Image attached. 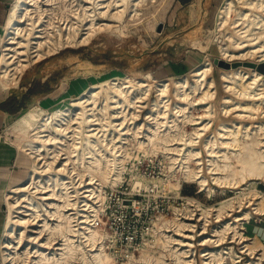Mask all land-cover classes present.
Segmentation results:
<instances>
[{"label": "bare ground", "instance_id": "6f19581e", "mask_svg": "<svg viewBox=\"0 0 264 264\" xmlns=\"http://www.w3.org/2000/svg\"><path fill=\"white\" fill-rule=\"evenodd\" d=\"M53 1H11L5 23L0 26V88L3 89L4 95L9 87L17 85L19 75L33 61L41 60L45 54L55 53L67 45L88 42L97 30L120 25L122 28L132 24L139 25L143 21L142 17L150 15L161 0H84L78 7H74L72 12L69 11L70 15L61 16L54 15V6L48 8ZM237 1L241 9L235 6L233 0H225L217 12L219 25H227L230 29L226 37L229 44L219 46L222 57L230 60L256 55L262 60L264 0ZM86 2L94 5L87 7L84 4ZM233 11H237L238 18L230 23ZM235 49L247 51L236 54ZM211 70L212 65L208 58H205L193 67L189 74L172 82V97L181 101L182 105H188L195 100L189 95L187 87L189 86L192 92H198L199 86H207L197 99H211L215 92L214 79L209 76ZM188 75L192 76V82H189ZM150 77L157 91L156 96L161 99L167 97L172 89L169 77L162 80H157L151 75ZM132 81L133 79L126 75L100 78L86 88H78V95L69 105L45 112L42 104H35L17 119L16 135L21 141L19 147L26 154L30 173L26 182L12 187L5 194L7 214L0 239L3 264H72L74 257L80 258V263L84 264L113 262V254L102 251V245L97 243L102 236L94 228L86 226L88 220L80 205L88 201L86 191L102 198L100 185L106 182L113 184L119 179L118 163L114 156L99 148L101 142L97 131L116 128L113 119L126 118L129 112L131 118L136 117L135 110L130 111L129 107L135 108L136 102L142 101L140 98L142 99L150 88L146 79L141 78L136 88L133 87ZM220 81L225 91H229L236 98L223 96L221 108L225 113L236 112V116L249 119L264 116L262 72L256 68L250 72L241 69L222 70ZM105 84L107 87H104ZM98 87L99 90L96 89ZM135 90L137 91L133 95ZM142 90L143 92H139ZM101 99L104 101L103 105L100 104ZM155 103L157 105V99ZM209 107L211 105L207 106V110ZM179 108L184 110L187 106ZM150 112H153L152 109ZM212 112L211 107L206 115L209 116ZM167 122L168 120H155L157 128L153 130L165 126ZM209 123L210 120L205 123L203 121L195 130L196 134L201 135L203 130H207ZM68 136H72L73 141L66 146L63 142ZM204 146L209 151L208 157H211L207 160L215 182L237 187L247 179H250L249 183H256L255 179H264V120L252 122V125L247 126L238 122L228 124L220 121ZM62 153L66 155L64 158ZM220 156L224 162L221 167L217 161ZM232 157L237 162L234 170ZM211 165L219 167L222 170L219 171L221 175H217L218 172L213 171L217 168H211ZM67 181L73 187L71 191ZM206 182L204 176L200 185L206 186ZM238 197L237 195L235 198L223 200L217 207H208L206 213L215 212L220 215L224 211L232 210L240 204L241 198ZM252 200V208L261 211L264 207V196L258 198L256 195ZM244 213L245 217H248L251 211ZM79 219L82 226L75 225L74 221ZM223 230L224 228L217 232L221 233ZM182 245L189 243L184 242ZM162 249L158 251V256L154 255L156 252L148 249L152 255L141 253L139 259L124 260L128 261V264H169L165 260V250L168 252L170 248L164 246ZM233 255L231 252L230 263L226 264H238L234 262ZM124 260L122 264H126ZM259 260L260 258L249 261L252 264H263Z\"/></svg>", "mask_w": 264, "mask_h": 264}, {"label": "built area", "instance_id": "2783aa9c", "mask_svg": "<svg viewBox=\"0 0 264 264\" xmlns=\"http://www.w3.org/2000/svg\"><path fill=\"white\" fill-rule=\"evenodd\" d=\"M177 108L175 105V112ZM170 110L161 104L154 112L149 109L141 117V109L135 118L128 114L126 118L113 119L116 128L97 131L101 142L99 148L114 156L120 175L113 184L100 185L102 198L86 191L88 201L80 205L88 220L86 226L102 236L97 243L111 250L120 264L124 259L138 257L143 249L158 252L164 246L170 248L168 252L165 250V260L170 264H226L230 263L231 252L235 263L252 264L249 260L260 258L264 264L261 249L251 250V238L246 233V223L264 211L252 208L253 196L246 195L244 187L242 197H238L240 204L235 208L220 215L206 213L208 204L202 197L208 187L200 185L204 176L201 174V151L197 147L203 132L192 137L183 127V135L178 125L180 119L170 117ZM155 120H168V125L154 131L153 128H157ZM71 141L73 137L68 136L63 143L67 146ZM61 155L66 156L65 153ZM212 167L217 168L216 165ZM218 170L219 167L213 171L221 175ZM206 173L212 179L211 172ZM188 177L195 181H188ZM206 181L216 190L212 197L207 196L212 204L216 195L224 196L221 200L232 197L227 196L232 193L231 186L218 185L214 179L211 183ZM67 182L71 191L73 187ZM194 182V186L199 187L187 193V187H193ZM256 190L259 192L258 187ZM245 211H251V214L245 217ZM74 222L76 226H82L80 219ZM223 228L221 233L217 232ZM184 242L189 245H182Z\"/></svg>", "mask_w": 264, "mask_h": 264}, {"label": "rangeland", "instance_id": "374dc122", "mask_svg": "<svg viewBox=\"0 0 264 264\" xmlns=\"http://www.w3.org/2000/svg\"><path fill=\"white\" fill-rule=\"evenodd\" d=\"M75 1L76 0H65V1L54 0L53 1L54 3L48 6V8H52L54 6L53 12L54 15L57 16H61L64 14L70 15V12H72L71 10L74 9V7H78L80 5L79 4L80 2L81 3L84 2V0L83 1L77 0L76 2ZM161 1H159L156 4L154 10H152V13L150 15L146 16L145 18L142 17L143 21L139 25H135V24L127 25L128 28L126 26H123L124 28H122V26L120 25L113 28H105V29L97 30V32H95L92 35V37L89 39L88 42L80 43L76 45H67L59 49L55 53L45 54L44 58H42L41 60L33 61L28 66L29 68L26 67L25 70H23V75L21 76V82L26 77L33 74H37L40 76L46 73H50L47 80L44 83L46 84L45 87L48 88L49 85H52L51 90L48 93H43L42 95L31 101L32 103L35 102L36 104H42L45 112L46 111L48 112L63 107L64 105H69L70 101L72 102V99L78 95L76 91L77 88H81L82 86H85L86 88L94 84V81L95 80L98 81V79L100 78L102 79L106 77L110 78L112 76L126 75L133 79L132 83L134 84L133 87L135 88L138 86L139 84L138 81L141 78L146 79L149 83L148 86L150 90L148 92L149 94L147 93L145 96H147L149 99L145 98L144 96L142 99L140 98V100L142 101L136 102L135 108L129 107L130 111H132L133 109L135 110L136 116L138 115L141 109L142 111L140 116L143 117L144 114L149 109L150 110L152 109V111L154 112V110L158 106H160V104H162L167 108V110L171 109L169 112L170 117H174L177 120L180 119L178 125L180 130L182 128V134L184 135L183 127H185L187 131L186 133H188L192 137L198 135L194 133L197 126L201 125L203 121L205 123L206 121L210 120L209 123L210 127L207 130L202 131L204 133L201 136L200 144L197 147H199L201 151V161H202L201 174L207 177L209 183H211L212 179H210L209 174L206 173L210 170L209 169L210 166L208 165L209 161L207 159L211 157H208L209 151H207L204 144L206 140L211 135H213L218 123L220 121H225L228 124L232 122H238L242 125L247 126V124L252 125V122L254 123L255 121L264 120V116H259L258 118L255 119H249L247 117L236 116V112H231L228 114L222 110L221 102L224 95H229L234 99L236 98L233 96V94H231L229 91L228 92L225 91L224 87H222L223 84L220 81V73L222 70L232 71L234 69H241L243 71L250 72L254 67L251 68L250 66L243 65L242 62L252 61L255 63H259L262 60H259L256 55H252V56L246 55V57L243 58L235 57L234 59H230V60H227L222 57V53L220 51L219 46L229 44V40H227L226 37L230 29L228 28L227 25L223 27L219 25L217 12L221 7V5H223L225 0H218V2H216L215 4L213 3V6L210 7L209 10L206 12L204 11L199 12L198 7L196 6H195L196 10H192L191 9L192 5L189 7H180L177 0H161ZM233 1L236 7L240 9L242 8L237 0H233ZM88 3L87 2L84 3L85 6L87 7L90 6L91 8V6L94 5L91 2ZM236 18H238L237 11H233L231 13L229 22L231 23ZM158 26H160L159 29H157ZM201 51H203V53L205 54V58H208V60L212 65V70L209 76H212L214 79L215 92L211 97V99L204 100L207 101V103H203L204 102L203 100L200 101L197 98H199L200 94L202 93V90L204 91L205 89H207V86H199L198 92L190 91V88L188 86L187 91H189V95L192 96L195 102L192 101V103H188V105H186V103H183L184 105L183 106L181 101L175 100L174 96L172 97V95L174 94L172 82L189 74L190 70L193 67L197 66V64L194 65L193 67H188L187 65H184V59L186 55L189 53L194 57L195 55L203 54ZM246 51L247 49L234 50L236 54L245 53ZM195 57H199V56H195ZM201 57H200L201 59L200 63L205 60V58L202 59ZM214 58L224 60L230 64L239 61L240 64L237 65L236 67H231V66L224 67L215 64L213 62ZM180 66L182 67V69ZM163 67H173V69L175 67L174 69L176 70L175 74L174 75H172V73L165 74V72H163V70L160 69ZM150 75L156 78L157 80H162L169 77V80H171L170 89L172 88L171 89L172 91L169 90V93L171 94L172 92V94L171 95L168 94L167 97H164L162 99L161 97L156 96L157 91L154 89L155 88L154 83ZM192 79H193L192 76L188 75L189 82H192ZM19 82H20V78H19ZM104 87H107V85L105 84ZM96 89L99 90V87ZM136 91L137 90L133 91V95H135ZM139 92H143V90ZM165 98L168 99L166 100ZM155 99H157V105L155 103ZM102 100L103 99H101L100 102L101 105H103L104 103V101ZM100 104L99 106H101ZM170 104H172V107L170 106ZM142 105H145L146 107L141 108L143 107ZM175 105H178V108L176 110L178 114L183 116L181 117L177 116V113L174 110ZM210 105L212 107L213 112L212 114L207 116L206 115L207 111H209V109L211 108L209 107V109L207 110V106ZM180 106H182L183 108L187 106V108L186 109L184 108V110H180L179 108ZM263 107H264V103H263ZM137 108L139 110H136ZM159 110L161 111L162 108H159ZM181 118L183 120V123L181 122ZM195 122H198V124H194ZM166 125H168V122L166 123ZM4 134L6 136L5 139L8 142L15 144V142L19 140L14 133H13L14 135H12L10 132L5 133L4 131ZM215 150H217V148ZM195 154H199V153H195ZM182 156H184V154ZM221 157L222 156L215 158L218 159L217 160L218 163L223 164L224 162ZM233 157L231 159L232 162L231 164L234 170L235 164H237V162ZM192 167L195 168L196 166L192 164ZM218 171H222V170H218ZM190 180L195 181L193 180V177H188V181ZM255 180L256 183H249L250 179H247V181L238 184L237 187H234L233 185L227 183L226 184L219 183L218 185L222 184L232 187V193H227V196H232L235 198L238 195L242 197L241 191H243L242 189L245 187V191H246L245 194L246 195L250 194L251 197L252 196L254 197L256 195L258 196L259 194L256 188L258 187L259 184L264 182L261 179H255ZM195 183L196 182H194V184L192 183L193 187L191 186L187 187V193H189L190 189L194 190L195 188L199 187V186H194ZM206 186L208 187V192L204 190V196L202 197V199L205 202V204H208V207H217L221 201L226 200V199L221 200L224 196L216 195L215 197H213V204H212L207 198V196L211 195L212 197L213 191L216 193V190L213 185H211L212 187H210V185L208 184ZM216 202H218V204H215ZM6 214H7V205H6ZM102 251L109 253L110 255L112 254L111 250L103 246H102ZM141 253L142 254L147 253L152 255V253L149 252L148 249L146 248L141 250L139 256L134 259L135 260L139 259L142 256ZM154 255L158 256V252H156ZM112 259L113 262L111 264H120L119 261H115L113 255H112ZM72 262H73L72 264H84V263H80V258L77 257H74ZM127 262L128 261L124 260V263L128 264ZM137 264H155V263H137ZM196 264H202V263H196Z\"/></svg>", "mask_w": 264, "mask_h": 264}, {"label": "crops", "instance_id": "0c3cea01", "mask_svg": "<svg viewBox=\"0 0 264 264\" xmlns=\"http://www.w3.org/2000/svg\"><path fill=\"white\" fill-rule=\"evenodd\" d=\"M11 1L12 0H0V26L5 23ZM177 2L180 7H189L192 5V10H196V7H198L199 12H206L213 6V3L215 4L218 0H177ZM201 52L203 53V51ZM195 56L193 57V55L188 53L184 59V65L193 67L200 63V57L202 59L205 58L204 53ZM262 61H264V59H262ZM160 69H162L165 74L172 73V75H174L176 71L174 70L175 67L174 69L173 67H163ZM49 74L50 73H46L40 76L33 74L26 77L21 82L22 72V74L19 75L20 82L18 81L17 85L9 87L5 95L3 89L0 88V239L6 217L5 194L12 187L26 182L30 173V166L25 157L26 154L19 147L20 140L16 141L15 144L6 141L4 131L5 133L10 132L12 135L15 134L17 137V119L29 109L30 105L36 104L31 101L51 90L52 85H49V90L43 91L46 86L44 82L47 80ZM30 88L33 89V93L29 92ZM261 180L264 181V179ZM258 189L260 193V197L258 196V198H261L264 196V182L258 185ZM263 208L261 211H264ZM246 233L251 238L252 250L254 248L261 249V255L264 257V212L257 218H251L246 223ZM0 264H3L1 250Z\"/></svg>", "mask_w": 264, "mask_h": 264}, {"label": "water", "instance_id": "95a60500", "mask_svg": "<svg viewBox=\"0 0 264 264\" xmlns=\"http://www.w3.org/2000/svg\"><path fill=\"white\" fill-rule=\"evenodd\" d=\"M159 28H160V26H158L157 29H159ZM213 62L215 64H218V65L224 66V67H230V66L231 67H236L237 65L240 64L239 61L233 62V63L230 64V63H228V62H226L224 60H220L218 58H214ZM242 63H243V65H247V66H250V67H254V68H256V70L264 73V61H261L259 63H255V62H252V61H245V62H242Z\"/></svg>", "mask_w": 264, "mask_h": 264}, {"label": "trees", "instance_id": "16d2710c", "mask_svg": "<svg viewBox=\"0 0 264 264\" xmlns=\"http://www.w3.org/2000/svg\"><path fill=\"white\" fill-rule=\"evenodd\" d=\"M48 90H49L48 87H45V90H43V91H48ZM29 92H30V93H33V89L30 88V89H29Z\"/></svg>", "mask_w": 264, "mask_h": 264}]
</instances>
